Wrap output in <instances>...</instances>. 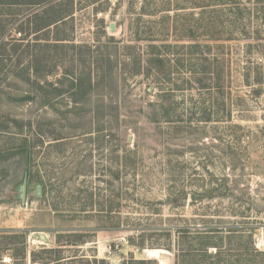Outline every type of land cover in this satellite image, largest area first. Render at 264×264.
I'll use <instances>...</instances> for the list:
<instances>
[{
    "label": "rangeland",
    "instance_id": "374dc122",
    "mask_svg": "<svg viewBox=\"0 0 264 264\" xmlns=\"http://www.w3.org/2000/svg\"><path fill=\"white\" fill-rule=\"evenodd\" d=\"M55 1L38 31L0 0V264H176L209 230L264 264V0Z\"/></svg>",
    "mask_w": 264,
    "mask_h": 264
},
{
    "label": "trees",
    "instance_id": "16d2710c",
    "mask_svg": "<svg viewBox=\"0 0 264 264\" xmlns=\"http://www.w3.org/2000/svg\"><path fill=\"white\" fill-rule=\"evenodd\" d=\"M8 1H9L8 3H11V4H19L20 2L25 1L26 3L33 4L34 5L33 7H36V9H38V7L43 8L42 9L43 15H38V12L34 13L36 14L35 16L36 19L37 17H39L38 18L39 20L38 21L36 20V27H35L38 31L47 30L51 28V25L58 23L60 20H62V22H66L67 20L66 18L72 14V12H70L69 10H65V9L54 10V6L57 2L56 1L52 2L53 0H8ZM30 23L33 24V21L25 20L24 23L22 22L20 24V29L26 32L27 28H29ZM19 45L21 46L22 44H19ZM146 61H148V63L150 64H153V63L155 64L158 61V59H156L155 57L154 58L151 57V58H148ZM191 72L193 73V71ZM194 72L196 74V72H200V71L198 70ZM194 76L195 77H190V79L194 78V81L196 82L197 87L203 88L204 87L202 83L203 78L197 77L198 75H194ZM183 231L186 233L188 230H183ZM203 232L205 234L204 235L205 238L207 239L206 240L197 239L198 241H200V246H199L200 248H196L195 246L197 245L193 244L191 242L192 240L188 241L187 239L186 243L188 244V248L179 249L178 254L176 255L178 259L176 264H185L191 258L193 261L200 260L202 261L203 264H218L219 262H221L220 253L218 252V248H219L218 243L210 241L209 238L211 237H209L208 235L211 233H217V231L209 230V231H203ZM167 249L171 250L170 247H167ZM213 249H215V253H213ZM23 255H24V252H23ZM25 255H26V249H25ZM31 255L35 256L33 252ZM67 257L60 256L58 257L57 261L62 260ZM72 260L74 259L69 258L65 261L71 262ZM58 262L54 264H58ZM45 264H48V263H45Z\"/></svg>",
    "mask_w": 264,
    "mask_h": 264
},
{
    "label": "water",
    "instance_id": "95a60500",
    "mask_svg": "<svg viewBox=\"0 0 264 264\" xmlns=\"http://www.w3.org/2000/svg\"><path fill=\"white\" fill-rule=\"evenodd\" d=\"M115 29H116V23L115 22H111L110 23V26H109V30L111 31V32H113V31H115ZM27 183H25L24 184V188H23V197L25 198V195H26V190H27V185H26ZM40 237H41V239H45L46 238V235H44V234H40Z\"/></svg>",
    "mask_w": 264,
    "mask_h": 264
}]
</instances>
